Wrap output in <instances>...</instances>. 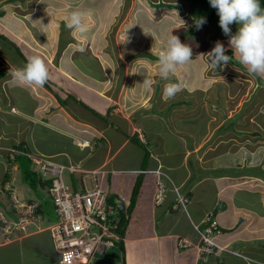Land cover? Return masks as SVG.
I'll return each mask as SVG.
<instances>
[{
    "label": "crops",
    "instance_id": "1",
    "mask_svg": "<svg viewBox=\"0 0 264 264\" xmlns=\"http://www.w3.org/2000/svg\"><path fill=\"white\" fill-rule=\"evenodd\" d=\"M0 1L5 2L0 4L1 72L10 70L13 73L23 68L29 57L39 56L51 77L40 88L20 85L13 75L9 81L16 88L11 91H18L24 99L31 100V105L17 100V108L23 113L15 108L16 124L25 123L24 118L30 121L31 127L24 142L31 152L30 156L60 165L80 166L89 173L105 171L97 178L102 180L104 191L115 200L131 203L136 182L141 179L142 186L124 238L125 248L131 249L134 259L128 264H139L137 260L142 264L140 258L147 259L146 255L137 258L139 253L151 251L160 256L163 252L167 253L168 248L178 257L177 264H264V215L244 197L247 193L248 196L261 194V198L264 197V156L261 149L258 154L256 148L249 155L252 158L258 156V161L254 163L251 158L247 163V149L242 150L244 143L237 139L214 138V129L219 130L220 125L212 122L213 112L227 114L231 99V92L224 87L225 78L211 75L209 66L204 73L201 66L199 75L206 76L207 88L202 89L200 86L203 84L191 85L186 90L181 87L174 99H167L164 87L168 81L161 80L159 74L154 75L153 67L159 68L158 62L152 66L146 58L149 52L157 55L165 50L170 32H164L167 38L163 32L160 34V47L155 44L151 50L148 43L139 45L138 52H127L118 35L122 31L127 32L128 46L130 42L137 43L134 37H128L131 26L118 28L116 37L104 32L105 25H108L104 19L110 18L113 23L111 13H119V0L110 1V8L108 6L106 10L102 6L97 8L99 0H88L91 5L69 8L70 13L84 12L87 33L82 41L71 38L63 44L59 37L61 34H55L56 29L57 32L60 30L56 20L61 18L66 22L70 13L64 12L62 17L56 18L48 13L44 15L53 20L50 35L34 21L33 14L37 9L33 12L32 7L30 11L23 8V4L28 2L31 6L34 0H10L9 4L8 0ZM142 1L138 0L140 4ZM15 4H20V8ZM152 12L156 11L149 6L139 15L145 22L151 23L147 15ZM173 14L176 13L173 11ZM174 17L178 19L181 16L178 13ZM72 34L77 33L73 31ZM156 34L154 40L157 39ZM184 39L187 40L185 36ZM81 45L83 52L79 50ZM149 67L153 70L146 73ZM177 70L178 74L187 73L180 71V67ZM145 79L153 82L150 90L143 85ZM215 85L222 88L220 94L225 101L217 103L220 99L208 94ZM206 99L211 100L210 103ZM207 104L213 106V109H205L210 110L205 113L208 115L207 127H214L213 130L205 131L201 136L183 124L184 128L175 126L177 120L187 118L193 121L198 107L205 108ZM227 126H224L225 132L230 130ZM36 130L45 134L36 136ZM208 134H212L211 139ZM136 135L149 145L150 159L146 168L143 165L145 151L131 140ZM252 135L257 137V132ZM204 136L207 143H211L208 146L219 149L221 154L217 156L220 158L214 161L221 165L214 167L213 160L210 161L212 156L208 159L201 155L199 149ZM40 139L52 142L49 149L40 147L37 143ZM85 142H89L90 147L81 148L80 145ZM234 146L237 148L233 149ZM225 159L229 160L224 162ZM249 169L250 172L252 169L259 172L249 173ZM44 177L48 179L50 175L44 173ZM64 178L75 190L81 188L82 173L66 171ZM13 180L17 182L16 177ZM92 182L90 179L87 181L89 185ZM40 187L48 193V187ZM15 188L19 200L40 205L36 222L29 225L26 231L15 233V237L13 234L11 243H5L0 232V264H6L8 260L9 264H28L31 247L35 255L33 259L42 261L39 264H59L48 232L54 218L50 219L44 213L42 200H22L19 194L22 189ZM222 193L226 194L225 198ZM160 197L161 201L158 200ZM221 198L223 202L218 201ZM207 200L208 204L204 207L203 203ZM43 218L45 227L40 225ZM211 218L218 221V230L211 236L217 249L207 255L201 250L203 242L200 233H205L210 227H206V222ZM185 240L188 243L183 246ZM183 251H188L185 258L179 253ZM128 254L125 255L126 260ZM14 258L16 260L12 262Z\"/></svg>",
    "mask_w": 264,
    "mask_h": 264
},
{
    "label": "rangeland",
    "instance_id": "2",
    "mask_svg": "<svg viewBox=\"0 0 264 264\" xmlns=\"http://www.w3.org/2000/svg\"><path fill=\"white\" fill-rule=\"evenodd\" d=\"M84 1L85 0H34L33 1L34 3L31 6H29L28 2H26V4H23V8L25 10L30 11V8L32 7L33 12L36 8L37 11L33 14L34 21L38 23L41 27H43L45 30H47L48 33H50L51 35L52 33L51 25L53 23V20L46 18L44 15L48 13L51 17H55V18L60 17V16L62 17V14L64 12L70 13L69 8H72L73 6L74 7L83 6L84 4L91 5L88 2V0H87V3H84ZM110 1L112 2L114 0H99L96 6L98 9L101 8L102 6L104 10H106L108 6L110 5ZM183 1L186 2L185 0H176V1L175 0H160V2H155L153 0H143L142 3L140 4L138 0H119L120 2L119 7H118L119 13H115L114 11H112L111 18L113 19V23L110 18L104 19L108 23V25H105L104 27V32L105 33L107 32L109 36L111 34L112 37L114 36L116 37L118 35V31H117L118 28H120L123 25L131 26V32L133 30V34L130 32L128 34V37L129 38L134 37L133 40H135L137 43L130 42L129 46L127 45V40H126L127 32L123 33L122 31L121 33H119L118 38L121 44L124 42L123 48L126 47L125 49L127 50V52L128 51L138 52L139 48H141L139 47V45L142 46V44L148 45L149 43L150 45L149 48H151V50H153L155 44L159 45L160 47L161 42L159 43L160 40L158 39L159 37H161L160 34L162 32L163 33L170 32L169 34V38H170L172 35H177L183 30H187V32H190L192 30L193 32L192 31L190 32L192 33V35H190V37H187V40L183 39L184 37H180L181 42L188 45L191 48L192 54H193L189 63L179 66L180 71L185 70L187 73L178 74L179 70H177L175 75L170 80H168V83H171V82L179 83L180 86L184 90H186V87L190 88L191 85L197 86L199 84H203L200 87L202 89H205L208 87V83H206L207 79L205 75H202V76L199 75V69L202 66L203 69L205 70L204 73L207 72L208 70L209 58L206 54L215 47L217 42H220L227 49L225 54L232 56L233 52H232V49L229 47L230 37L226 36L223 33L222 29H218L216 26L211 25L209 23L204 24L202 28H200L199 30L197 29L193 30V27H191L192 21L190 17L176 19L174 16H176L177 14H173V11L176 10L175 8L177 9L184 8ZM9 3H10V0L7 1V4ZM0 4L4 5L5 2L0 1ZM184 4L185 6L187 5V3H184ZM15 5L18 6V8H20L19 6L20 4L19 5L15 4ZM149 6L151 9L157 11V13L152 12L150 13V15H147L149 19L151 20V23L145 22L143 18L139 15L140 12L144 10V8L149 9ZM165 11H170V12H165ZM188 11H189L188 7L187 9L185 8V12H188ZM84 18H85V15H84ZM170 18L173 20V22ZM128 19L130 21H128ZM56 21L59 24L60 30L59 32H57V29H56V33L55 32L54 33L61 34L59 35V37L61 36L62 44L66 43L67 41L72 40L71 38H75L79 41H82V38L85 37V36L82 37L78 33L72 34L73 30H70L66 27L67 20H65L66 22H64V19L60 18ZM88 21H89V18H88ZM236 32H237L236 30L231 29L232 34H235ZM154 34L157 35L156 40H154L155 39ZM164 35L166 34L164 33ZM56 37H58V35ZM121 37L125 41H122ZM166 38H167V35H166ZM164 40L165 39H163L162 42ZM58 42H59V39H58ZM72 46L74 45L72 44ZM157 55L149 52V56H147L146 58L152 66L154 62H158ZM156 64L158 65V63ZM153 69L155 71L154 75L157 76L159 74L158 73L159 68L153 67ZM153 69L149 67L146 70V73H151ZM189 74H191V76H189ZM210 74L214 76L217 74L225 78L226 83L224 87L227 89V91L229 90L231 92V95H230L231 101L229 100L227 114L222 115L219 113L216 114L217 112H213L214 116H212L213 117L212 122H216L217 125H220L219 130L221 129V125L226 126V124H228L227 128H230V130L225 132L224 126L221 131L214 129V138L218 140L219 139H222V140L237 139L238 141L240 140L241 143H244L245 145H242L243 146L242 150L247 149V153H248L247 163H249V159L252 158V156L249 155L250 152L254 151L256 148H257L256 149L257 153L260 154V150H259L260 148L262 151V155L264 156V78H261L258 76L254 77V76L249 75L246 68L243 67L241 64H239L235 56H233L232 62L230 61L226 66L222 68H218L217 70L211 69ZM186 75H188L187 78H186ZM11 78H12V73L10 72V70L3 72V73L0 70V184L4 180V175L6 171L2 158L5 160L6 155L13 157L11 155V152H12L11 149H13L15 146H18V144L22 142H26L27 133L29 132L30 127H31L29 123L21 124L19 122L18 124H16L17 122L15 120L17 119L14 116L16 112H14L12 107H15V106L18 107L16 105V103L17 104L19 103L17 102V100L24 102L25 104H28V105H31V100L30 98L24 99V96H22L21 93L18 91H11L13 89L16 90L15 86L12 83H9ZM79 89L83 91L81 87H79ZM221 89L222 88H220L218 85H215L214 89L209 90V93H208L212 98L214 97V98L220 99L217 101V103L221 101H225L224 100L225 97L220 94L223 92V90ZM189 92L192 94L191 91ZM82 95L86 97L85 96L86 94H82ZM4 100H6L7 102L4 103ZM206 101L210 103L211 100L206 99ZM208 105L209 104H207L205 108L198 107L199 109H197L193 114V121L187 120V118L185 119L187 122H184L185 121L184 119L182 120L176 119L177 120L176 123L174 122L175 126L178 127L179 125L182 126L183 124V126H187L185 128H188V130L192 128L195 130L194 132L195 134L201 135V136L205 134V131L213 130L214 127H210V128L207 127L208 115H206L205 113L210 112V110H205V109H207L208 107L210 109H213L211 108L213 106L210 107ZM16 109L17 111L21 112L20 110H18V108ZM217 118H218V121H217ZM36 132L38 133V135L36 134V136H43L45 134L44 132H39L38 130H36ZM254 132H257V137L252 135ZM211 136L212 134H208V137L210 139H211ZM205 138L206 137L204 136L202 139V144L199 149L201 151V155H205V158H208V159H210L209 157L212 156L210 161L213 160V166L217 167L221 164L216 163L215 161L219 160L220 156H217V155L221 153H219V149H216V147L212 145L208 146L211 143L208 144L207 143L208 141L205 140ZM31 140H33L32 137H31ZM37 143L41 145L40 146L41 148H48V149L50 147L49 145L52 144V142L45 141L44 139H40V141ZM236 148H237L236 146L233 147V149H236ZM227 160L229 159H225L224 162H227ZM256 161H258V156L256 158H252V162L256 163ZM10 162H13V161H10ZM18 162H19V165L23 168V170L24 169L31 170L35 178L40 176L41 178L45 179L42 169L38 165L35 164L33 159L27 156H22V157H19ZM9 167H10L9 180L13 181V178L15 177L17 180V182L14 181L15 183L14 182L12 183L13 187L22 189V191H20L19 193L21 195L20 199L22 200L27 199L29 201L30 200H35V201L42 200V203H44V207H43L44 213L48 216V218L50 219L54 218V222L51 223L50 226L54 224L57 221V214H56L55 206L51 198L49 197L48 193H46L41 187H37L35 189L32 188L31 185H29L24 180L22 173L20 175V167L17 164L11 163ZM250 170L251 169H249V173L259 172L258 169L256 170L252 169L251 172ZM28 177L31 179L30 176ZM76 187L78 188L79 186L77 185ZM78 189H80V187ZM221 195L223 196V198L226 197L225 193H222ZM260 195L261 194H250L248 196V193H247L246 195H244V197L245 199H247L249 202H251L254 205L255 209L261 210L264 215V197L261 198ZM223 198L219 199L218 201L223 202L224 201ZM13 199L15 203H17L18 200L16 199L15 193H13ZM203 204H204V207H206L208 204V200L205 201ZM26 211L28 212V210ZM40 225L44 227L47 226L44 218L41 220ZM200 234H201V238H203L204 233L201 232ZM15 235L16 234L14 233V237ZM3 241L5 243H11L13 241V236L12 237L8 236ZM29 250L31 251V256H29L28 258V262H29L28 264H39V262H42L37 259H33L35 258V255L33 254L34 253L33 247H31ZM167 250H168L167 253L163 252L162 254H160V256H156L148 249L149 252L139 253L137 258L141 256H145V255L147 256V259L146 257L140 258V261L142 262V264H151L152 262L155 264H159V262L160 264H177L178 257L174 255L172 249L168 248ZM124 251L125 252H122L121 250L108 249L106 253L97 252L91 264H124V261H125V264L131 263V261L134 260L132 258L133 256L131 254L132 253L131 249L130 248L128 249L126 247ZM187 252L188 251H183L179 253H182V258H185V255H187ZM126 253L127 254L129 253L127 260L125 259ZM113 254L115 255L112 256ZM15 260L16 258H14L12 262H15ZM137 262L140 264L138 260ZM6 264H9V260L7 261Z\"/></svg>",
    "mask_w": 264,
    "mask_h": 264
},
{
    "label": "clouds",
    "instance_id": "3",
    "mask_svg": "<svg viewBox=\"0 0 264 264\" xmlns=\"http://www.w3.org/2000/svg\"><path fill=\"white\" fill-rule=\"evenodd\" d=\"M209 3L211 7L217 10V14L219 15V26L221 27L223 33L226 36L230 37L229 47L232 49V52H233L232 56L226 55L225 53L227 49L224 47L222 43L217 42L215 47L206 54L209 58L208 60L209 68L212 70H217L218 68H222L226 66L230 61L232 62V58L233 56H235L239 64H241L243 67L246 68L249 75L254 76V77L258 76V77L264 78V9H261L259 0H209ZM165 12H169V11H165ZM180 19H182V17H180ZM206 22L207 21L205 18H199L194 21V25L197 28V30H199L200 28H202V26ZM233 23H236L238 25V30L235 34L231 33V29L229 27ZM66 27L80 34L83 37L87 33V25L84 20V14L78 11L71 13L67 21ZM79 50L83 52L84 47L81 45L79 47ZM192 56L193 54H192L191 48L188 45L182 43L180 38L177 35H172L167 40V45H166L165 50L161 51L158 56L160 79L164 81L170 80L175 75L177 68L179 66L189 63ZM12 75H13V79L18 84L23 85V86H28V87H37V88L43 87L51 78L48 67L46 66L44 60L39 56L29 57L24 67L15 70L12 73ZM152 83H153L152 80L145 79L143 82V85L145 89L150 90L152 87ZM181 90L182 89L179 83H168L164 87V96L169 100L174 99L176 94L179 93ZM14 112L17 113L16 109H14ZM80 147L81 148L90 147V144L89 142H85L82 145H80ZM34 162L45 173L44 167L47 165V162H52V161L34 159ZM52 163L57 164L55 162H52ZM4 165H5L6 171H8L7 165L5 163ZM62 166H70V165H62ZM93 172H97L96 176L103 175L106 173L105 171L104 172L103 171H93ZM45 180L46 181L51 180L53 182V178L51 176L50 178L45 179ZM13 182L14 180L13 181L8 180L7 184L4 187L6 190L9 191L10 197L14 203L12 204L13 207L17 205V206H20L21 209L23 210L22 205L24 206V209H26L29 205H37L34 211V215H33L34 218H32V220L26 225V229H27L29 225H32L36 222L35 217H36V213H37V210L39 209L40 204L35 203V202L24 203L21 200H19V195H17L16 188L13 187V184H12ZM50 188L51 186H48L47 190H48V195L52 200V197L49 191ZM13 193H15L16 199L18 200L17 203H15L13 199ZM158 200L161 201L162 200L161 197ZM116 201L117 202L124 201V203L128 205L127 208L131 204L127 200L119 199ZM15 211H16L15 214L17 217V221L13 220V221L8 222L3 216L1 217L5 223V225L1 227L2 231H0L4 239H6V237L8 236L12 237L14 233L24 232V230H17L15 228L10 230L11 233L6 232L5 230L6 222L10 223L12 226H16V224H18L20 220L22 219L23 215L21 214V212L17 210V207H15ZM214 222H216L215 227L212 226ZM217 222L218 221L213 218H211L210 221H207L206 227L210 225L207 231L211 230V233H208L207 231L204 233V236L209 238V240L214 243V246H213L214 252L217 249V246L211 236L213 235L214 231L218 230ZM118 239H119L118 241H120L119 237ZM52 241L55 246V242L53 238H52ZM186 242L187 241L183 242V246H184V243ZM202 242H203V245L201 249L205 246L204 238H202ZM116 244L117 243H115L114 247H111L109 249L115 248ZM55 251H56V246H55ZM106 251L100 252V253H106ZM203 253L208 255V253L206 252H203ZM56 255L58 258V263L60 264L57 251H56Z\"/></svg>",
    "mask_w": 264,
    "mask_h": 264
},
{
    "label": "built area",
    "instance_id": "4",
    "mask_svg": "<svg viewBox=\"0 0 264 264\" xmlns=\"http://www.w3.org/2000/svg\"><path fill=\"white\" fill-rule=\"evenodd\" d=\"M44 170L53 178L49 191L58 219L48 231L55 242L60 264H89L97 252H105L119 240L115 233L119 222L117 211H124L128 205L124 201L116 202V205L108 203L109 195L102 188L97 172L90 174L80 166H62L52 162H47ZM65 171L83 174L80 189L75 190L65 180ZM89 179L93 181L92 185L87 183ZM15 207L23 217L16 226L5 221L6 232L13 228L25 231L26 225L34 218L37 205H29L26 209L22 205L23 210L20 206ZM212 226L215 227L216 222ZM207 232L211 233V230ZM203 238L205 246L201 250L212 254L214 243L204 235Z\"/></svg>",
    "mask_w": 264,
    "mask_h": 264
},
{
    "label": "trees",
    "instance_id": "5",
    "mask_svg": "<svg viewBox=\"0 0 264 264\" xmlns=\"http://www.w3.org/2000/svg\"><path fill=\"white\" fill-rule=\"evenodd\" d=\"M185 1L186 2H184V1L183 2L187 3V5L185 6V4L183 3L184 8H179V9L175 8L176 10H174V13H176V14L179 13L182 18L190 17L191 21H192V23H191L192 26L191 27H193V30L197 29L195 27V25H194V21L199 19V18H205L206 21H207L205 24L209 23L211 25L216 26L218 29H221V27L219 26V15L217 14V10L210 6L209 0H185ZM259 3H260V6H261V9H264V0H259ZM187 7H188L189 11L185 12V8L187 9ZM156 13H157V11H156ZM172 22H173V20H172ZM229 27H230V29H234V30L237 31L238 25L236 23H233ZM190 32H187V30H183L179 34H177V36L179 38L180 37H184V36L187 38V37H190V35H192V33H190ZM6 102L7 101L4 100V103H6ZM15 107H12V109L14 110ZM24 119L26 121H28V122H26L24 120L25 123H29L30 122L27 118H24ZM131 140L136 145H138L139 147H141L145 151L143 165L146 168L147 165H148L149 159H150L149 145L147 143H144L143 141H141L139 135L131 137ZM11 150H12L11 155L13 157H10V156L6 155L7 156V157L5 156L6 162L2 158L3 162L8 167V171H6V173L4 175V180L0 184V189H1L0 190V231H2L1 227H3L5 225L4 221L1 218L2 216L8 222L13 221V220L17 221V217H16V214H15V212H16L15 211V206L13 207V205H12L14 203H13L11 197H10L9 191L4 188L5 185L7 184L8 180H9V176H10V167H9V165H11V163L12 164H17L20 167V175L22 173V175L24 177V180L29 185H31L32 188L35 189L37 187H40L41 185H45V187H48V186L52 185V181L51 180L42 181V180H45V179L41 178L40 176L35 178L34 175L31 172V170H29V169L28 170H25V169L23 170V168L19 165V162H18L19 157L27 156V157L33 159L32 156H29L31 154V152H30V150L28 148H26L24 142L18 144V146H15ZM11 158H12V160H11ZM10 161H13V162H10ZM28 176H30L31 179ZM141 186H142V182H141V179H139L136 182V185L134 187L133 194H132V197H131L132 201H131L130 206L124 211H119V210L117 211L118 212L117 216L119 218V222L117 224V228L115 230V233L120 238V241H116V243H117L116 247L112 248V249L121 250L122 252H125L124 251V249H125L124 238H125V235H126V229H127L128 225L130 223L131 214H132L133 208H134V206L136 204L137 197H138V194L140 192ZM4 200H6V201H4ZM116 202L117 201L115 199H113L111 196H109L108 203H110L112 205H116ZM1 240H2V238H1ZM114 255L115 254H113L112 256H114ZM124 264H125V261H124Z\"/></svg>",
    "mask_w": 264,
    "mask_h": 264
}]
</instances>
